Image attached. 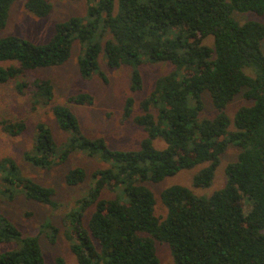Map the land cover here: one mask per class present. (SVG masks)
Here are the masks:
<instances>
[{
	"label": "trees",
	"instance_id": "obj_1",
	"mask_svg": "<svg viewBox=\"0 0 264 264\" xmlns=\"http://www.w3.org/2000/svg\"><path fill=\"white\" fill-rule=\"evenodd\" d=\"M15 1L0 0V30ZM86 2L84 15L55 22L45 43L0 36V84L11 82L31 111L48 106L67 134L57 143L48 123L37 122L23 159L45 169L80 152L103 164L63 217L74 264H160L157 243L170 247L173 264H264V23L234 17L235 12L264 14V0ZM22 4L37 18L52 10L49 0ZM75 41L83 78H104L101 55L110 68H129L132 94L124 99L120 120L131 118L144 132L136 148L113 149L102 136H86L72 109L54 101L52 81L30 74L64 64ZM146 63H167L172 69L158 75L136 104L133 94L143 89L140 66ZM206 95L211 116L204 115ZM237 96L244 103L230 116L229 104ZM66 100L93 102L87 92ZM26 129L22 118H0V130L10 137ZM230 146L238 152L225 166L223 187L204 196L169 185L159 193L165 214H155L156 199L145 182L159 183L197 167L192 187H209ZM85 179L79 166L64 175L70 186ZM0 193L58 207L55 189L33 181L10 157L0 159ZM0 243L15 245L0 252V264H46L37 237L24 234L2 212ZM55 263L67 264L61 257Z\"/></svg>",
	"mask_w": 264,
	"mask_h": 264
},
{
	"label": "rangeland",
	"instance_id": "obj_2",
	"mask_svg": "<svg viewBox=\"0 0 264 264\" xmlns=\"http://www.w3.org/2000/svg\"><path fill=\"white\" fill-rule=\"evenodd\" d=\"M49 1L52 4V10L44 18H37L26 11L22 0L15 1L10 6L7 22L5 27L0 30V36L17 35L36 44L45 43L53 34L55 22L63 21L73 15L83 16L87 5L86 0ZM234 17L239 21L256 20L264 23V14L235 12ZM79 49V43L75 41L71 56L64 64L57 67L38 69L30 72V74L35 77L48 78L52 81L54 101L67 104L72 109L78 118L82 132L86 136H102L113 149L136 148L144 136V132L134 124L131 118L125 121L120 120L124 99L132 94L129 89V68L126 66L110 68L105 64L101 55L98 61L104 78L99 74L83 78L76 63ZM262 50L264 52V40ZM171 69L172 66L167 63L142 64L140 71L143 78V89L133 94L136 104L149 92L154 79ZM249 71L246 69L247 73ZM76 92L89 93L93 98L92 104L76 105L67 102V96ZM204 100L206 104L204 115L211 116L213 110L209 97L206 95ZM242 103H244V100L237 96L229 104L228 113L230 116ZM138 112L139 110L136 107L135 113ZM2 117L7 119L22 118L27 123V129L18 137H10L0 130V159L4 157L12 158L23 173L33 181L44 186L53 187L55 189L54 199L57 201L58 207L51 208L45 204L28 200L22 195L9 199L0 193V212L11 219L24 234L37 237L46 264H56L55 259L57 257H61L67 264H74L76 259L70 248V242L65 235L68 227L63 217L75 208L76 200L87 189L90 174L103 164L80 152L71 154L68 160L62 164L45 169L34 167L25 161L22 154L32 145L37 122L48 123L57 143L63 142L67 134L59 129L48 106H41L34 111L29 110L26 99L15 93L11 82L0 84V118ZM237 152V147H228L215 170L211 185L206 188L192 187V176L198 170L197 167L183 169L175 175L166 177L159 183L145 182L153 191L156 199L155 214L159 217L165 214V208L160 201L159 193L169 185H184L191 188L196 194L204 196H209L215 190L223 187L226 179L225 166L227 163L235 161ZM76 166L85 169L86 179L77 185H67L64 175L70 168ZM107 194L110 193L107 192ZM47 224L48 227L45 226ZM51 226L57 228L55 234L52 232ZM14 246L13 243H0V252L13 249ZM156 252L160 264H173L170 247L167 244L157 243Z\"/></svg>",
	"mask_w": 264,
	"mask_h": 264
}]
</instances>
